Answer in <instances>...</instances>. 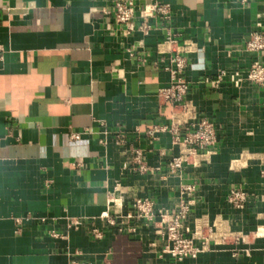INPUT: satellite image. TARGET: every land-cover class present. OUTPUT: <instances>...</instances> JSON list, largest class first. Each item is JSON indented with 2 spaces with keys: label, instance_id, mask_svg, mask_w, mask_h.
<instances>
[{
  "label": "crops",
  "instance_id": "crops-1",
  "mask_svg": "<svg viewBox=\"0 0 264 264\" xmlns=\"http://www.w3.org/2000/svg\"><path fill=\"white\" fill-rule=\"evenodd\" d=\"M114 1L0 0V264H264V86L246 78L255 59L264 64L246 49L264 32V0H157L167 18L144 15L155 0H135L148 35L127 34ZM176 52L187 58L186 100L218 141L172 173L184 146L145 131L171 121L158 92L170 79L161 58ZM101 121L125 130L128 146L100 144ZM130 146L148 171L132 170ZM184 184L195 187L187 227L224 222L239 237L176 261L161 254L160 224L132 220L135 231L120 233L101 219L137 197L172 209ZM234 187L248 195L241 208L228 200Z\"/></svg>",
  "mask_w": 264,
  "mask_h": 264
},
{
  "label": "built area",
  "instance_id": "built-area-1",
  "mask_svg": "<svg viewBox=\"0 0 264 264\" xmlns=\"http://www.w3.org/2000/svg\"><path fill=\"white\" fill-rule=\"evenodd\" d=\"M246 4L249 0H239ZM137 3L135 0H115L113 14L116 22L125 26L127 34L139 29L145 35L149 34L150 26L142 23L141 26L135 24V14ZM145 16L161 15L165 18L171 14L169 4L161 3L157 0L146 5L143 9ZM170 39V38H169ZM246 49L255 54L264 52V32L253 31L246 44ZM161 62L164 69L169 73V83L159 89V96L170 103L172 108L171 121L168 124L153 125L145 131V134L152 140H158L160 134L170 133L174 144L184 146L177 155L168 161V169L172 173L180 172L185 164H197L200 159L214 151L218 141L217 127L208 118H198L196 111L186 100L189 91V82L184 75L187 66V58L183 54L176 52L168 57H162ZM226 75V71L220 69L217 82H220ZM246 78L258 85L264 86V64L257 58L246 71ZM102 129L98 132L99 143L107 146L114 142L119 146H128V135L125 130L118 127L110 129L105 121H101ZM138 132L139 129H137ZM83 133L74 132L72 139H80ZM128 153L129 165L132 170L146 172L149 167L144 159L141 148L130 146ZM195 187L192 184H184L178 203L172 209L158 208L150 197H137L132 203V207L126 213L115 211L104 212L101 219L106 226H114L120 233L134 232L135 227L130 226L132 220L142 221L147 224H160V232L165 237V245L162 255L168 254L176 261H183L186 258H197L201 253L210 248L211 243H224L229 239H237V233L232 232L224 222L214 225H196L194 230L185 225L191 212L192 201L190 195ZM246 191L240 187H234L228 195L229 202L236 208H241L247 201ZM94 238L101 239L103 230L98 227L92 228ZM57 236L58 234L53 233ZM161 255V256H162ZM69 264H81L78 260H72Z\"/></svg>",
  "mask_w": 264,
  "mask_h": 264
}]
</instances>
